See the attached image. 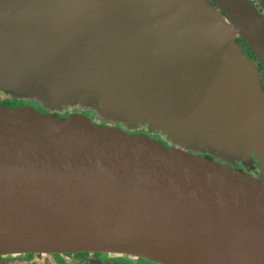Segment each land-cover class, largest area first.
<instances>
[{"label":"water","instance_id":"obj_1","mask_svg":"<svg viewBox=\"0 0 264 264\" xmlns=\"http://www.w3.org/2000/svg\"><path fill=\"white\" fill-rule=\"evenodd\" d=\"M212 2L0 0V90L71 112L0 101V254L264 264V179L189 149L264 170V10Z\"/></svg>","mask_w":264,"mask_h":264},{"label":"rangeland","instance_id":"obj_2","mask_svg":"<svg viewBox=\"0 0 264 264\" xmlns=\"http://www.w3.org/2000/svg\"><path fill=\"white\" fill-rule=\"evenodd\" d=\"M257 3V7L259 8V10H264V0H256ZM210 3L214 4L212 2V0H210ZM262 3V4H261ZM239 38H237L238 40ZM243 45V43H241ZM3 93V97L2 98H9L10 96L4 92ZM42 98L37 97V96H32L31 98L29 97H18L14 99V102H11L12 105H14L16 103V105H22V104H31L32 106H34L36 109H38L40 112H46V111H52L53 113H57V116L60 117H65L67 114L71 113L68 110V107L66 108V106L63 104L60 107H58L59 105H55V104H50L49 102L46 101V99L41 100ZM6 100H3L2 103H4L5 105H8L5 103ZM12 105H8V106H12ZM72 111H80L83 113L88 114L93 120H97L100 121V123H111L113 125L119 126L121 128H123L124 130L128 131V132H145L148 133L149 135H151L152 137L158 138L159 140H162L166 145L171 146L173 144H175L176 142L173 140V138L171 136L168 135L167 132H165L163 129L161 128H151L149 125L144 124L143 127L141 126H137L135 125V127H132L130 124H127L125 122H123V120L121 119H115V118H110L108 116H104V115H100L97 114L96 109H81L78 106H74L72 109ZM90 111V113H88L87 111ZM134 130V131H132ZM139 130V131H138ZM142 130V131H141ZM179 145V143H177ZM189 149L192 151V153H196L198 155H204L207 157H214L215 159H218L219 161H222L232 167H237V166H241L242 168H244L246 171L256 177L259 178H263L264 179V170L262 169V167L260 165H262V161L258 158V156L255 154H252V158L250 160L246 159L245 157H232V156H221L219 154H215L209 152V151H203L197 147H189ZM53 257L49 254H43L40 257L39 260V264H53ZM121 263V262H119ZM122 264V263H121ZM131 264H155V263H151L145 259H140L138 261H135Z\"/></svg>","mask_w":264,"mask_h":264},{"label":"flooded vegetation","instance_id":"obj_3","mask_svg":"<svg viewBox=\"0 0 264 264\" xmlns=\"http://www.w3.org/2000/svg\"><path fill=\"white\" fill-rule=\"evenodd\" d=\"M252 2L256 5L258 3L256 2V0H252ZM237 41L240 43L245 55H247L251 60H253L256 63L258 70L260 71V75L262 78V85L264 88V68L263 66L261 65L257 57L254 55V53L251 51V49L248 47L247 43H243L240 40V38ZM241 43H243V45ZM0 101L3 102V100L1 99ZM87 112L90 113L89 110ZM54 114L58 115L57 113H54ZM143 125L144 124H142L141 127H143ZM236 168L246 171L241 166H237ZM45 254H49L53 257V262H54L53 264H121V263L131 264L140 259H145L155 264H163V263H159V262H156V261L144 258V257L135 256L132 254L119 253V252H108V251L50 252V253H45ZM42 255H39L38 253H33V252L19 253V254H11V253L10 254L9 253L0 254V264H39V260Z\"/></svg>","mask_w":264,"mask_h":264},{"label":"trees","instance_id":"obj_4","mask_svg":"<svg viewBox=\"0 0 264 264\" xmlns=\"http://www.w3.org/2000/svg\"><path fill=\"white\" fill-rule=\"evenodd\" d=\"M240 40H241L243 43H246L242 38H240ZM2 92H3V91L0 90V99H1V100H6V101H5L6 104H8V105H12L11 102H14V98H12L10 95H9V96H10L9 98H2V97H3V93H2ZM14 105H16V103H15Z\"/></svg>","mask_w":264,"mask_h":264}]
</instances>
